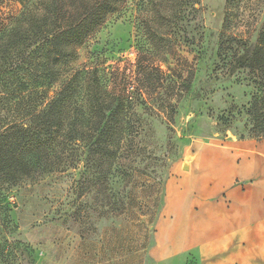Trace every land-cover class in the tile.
Returning <instances> with one entry per match:
<instances>
[{"label":"rangeland","instance_id":"rangeland-1","mask_svg":"<svg viewBox=\"0 0 264 264\" xmlns=\"http://www.w3.org/2000/svg\"><path fill=\"white\" fill-rule=\"evenodd\" d=\"M263 22L264 0H126L71 67L132 82L137 154L0 186V264H234L223 237L264 219V138L255 75L232 66Z\"/></svg>","mask_w":264,"mask_h":264},{"label":"trees","instance_id":"trees-1","mask_svg":"<svg viewBox=\"0 0 264 264\" xmlns=\"http://www.w3.org/2000/svg\"><path fill=\"white\" fill-rule=\"evenodd\" d=\"M12 1L20 9L0 14V186H20L81 162L108 176L137 154L129 150L139 116L132 82L116 79L106 89L95 70L71 64L126 0ZM157 43L151 39L156 49ZM234 58L233 70L255 75L247 114L250 133L264 138V22L256 44Z\"/></svg>","mask_w":264,"mask_h":264},{"label":"crops","instance_id":"crops-1","mask_svg":"<svg viewBox=\"0 0 264 264\" xmlns=\"http://www.w3.org/2000/svg\"><path fill=\"white\" fill-rule=\"evenodd\" d=\"M256 224L257 225H254L255 229L253 232H250L249 229L247 230L244 227L238 234L229 235L230 237H223V254L230 253L233 255L230 257V260L233 261L234 264L238 262H240V264H248L250 258L248 253L253 250L252 247L254 246H259L258 249L262 251L260 256L262 260L257 264H264V219L258 221ZM207 251L209 252V248ZM237 254H239V256Z\"/></svg>","mask_w":264,"mask_h":264}]
</instances>
